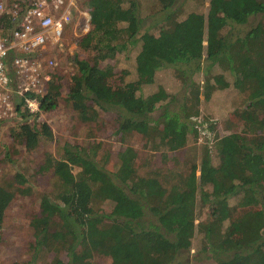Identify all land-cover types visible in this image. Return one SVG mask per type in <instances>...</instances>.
Instances as JSON below:
<instances>
[{"label":"trees","instance_id":"16d2710c","mask_svg":"<svg viewBox=\"0 0 264 264\" xmlns=\"http://www.w3.org/2000/svg\"><path fill=\"white\" fill-rule=\"evenodd\" d=\"M157 1L168 16L157 34L144 30L138 0L89 1L90 29L76 39L77 47L104 58L139 44L136 77L114 88L97 59L77 54L69 57L76 71L66 100L84 122H98L99 111H112L117 139L140 135L145 149L139 156L125 146L115 171L99 158L100 152L104 160L110 154L99 141H65L57 154L45 151L41 169L54 175L56 189L40 197L23 264H36L43 253L51 254L48 264H93L94 254L110 257L108 264H264V0H207L205 12L183 18L177 17L179 0ZM251 17L258 20L244 34L233 32ZM2 26L11 27L8 14L0 17ZM202 59L207 66L199 84L193 76ZM166 67L179 80L177 91L162 84L152 88ZM213 67L218 72L207 76ZM52 75L39 98L43 111L54 108L63 93L58 71ZM215 92L243 97L242 109L234 110L242 123L223 117L222 135L212 113L201 109ZM201 133L206 145H200L197 163L188 143L196 144ZM12 135L27 151L54 137L46 122L26 120ZM25 181L15 172L8 184L0 183V224L15 195L26 192ZM230 198H236L232 208L248 211L225 224ZM106 202L110 209L101 207ZM201 208H207L205 218ZM196 232L200 246L191 259L182 257Z\"/></svg>","mask_w":264,"mask_h":264},{"label":"rangeland","instance_id":"374dc122","mask_svg":"<svg viewBox=\"0 0 264 264\" xmlns=\"http://www.w3.org/2000/svg\"><path fill=\"white\" fill-rule=\"evenodd\" d=\"M90 0H80V3L84 6L89 5ZM139 1V14L143 18L144 30H150L157 34L161 26H165L167 23V11L162 10L157 0H138ZM81 6V5H80ZM207 6V0H179L177 17L183 18L190 12H205ZM258 18L251 17L246 24L235 25L233 28L234 33L244 34L252 25L257 22ZM72 39V37H71ZM71 39L67 41L65 46V52L58 59V66L55 72L58 71L59 77L57 82L62 85V95L58 98L57 105L48 110H41L35 116H28L27 119L18 117L12 122L0 123V183L8 184L15 172H20L25 177L24 186L27 187L25 193H17L12 202L5 210L3 220L0 224V264H12L14 262L23 264L29 258V243L32 241L30 226V220L39 212V202L42 194H49L53 196L56 187V180L54 175L49 170H42L41 165L45 158V151H51L53 154L60 152L59 145L65 141L71 143L86 144L88 141H99L110 154L108 159L104 160L100 152L99 158L103 160L104 166L111 171H115L119 166L118 153L123 150L127 145H131L135 150L144 152L143 144L145 140L140 135H133L125 142H121L117 139V135L114 132L117 128L116 115L112 111H99L100 118L98 122H84L81 121L77 113L72 108L70 102L66 100L65 94L67 92L68 84L70 83V75L76 71L75 63L69 59L74 55H80L81 57L90 60L91 62L98 63L102 68L104 74H106V82L116 88L128 81L134 80L136 77V70L134 67L135 56L139 49V44L134 46L133 49L129 48L126 53L115 52L104 58H99L90 50L79 49L78 42L71 43ZM201 71L197 72L193 76V80L196 83L201 84L204 78V71L207 66V61L202 59ZM217 67H213L208 72L207 76H212L218 72ZM156 84H162L167 89L174 91L178 90L180 86L179 80L175 77L174 71L170 67L161 69L156 74ZM151 88V89H152ZM182 90L178 92L181 96ZM234 93L215 92L212 98L201 107L205 114L212 113L211 119L217 123L216 130L222 135L226 131L223 127V117L230 115L233 122L240 125V114L235 113V109H242V98L237 97L241 102L239 103ZM181 99V97L179 98ZM244 106V105H243ZM24 111V110H23ZM25 112V111H24ZM197 116H193V118ZM27 121L30 125L38 122H46L53 130L54 137L40 147L32 151H27L24 145L13 138L12 131L18 127L24 121ZM195 122L196 120L193 119ZM222 121V122H221ZM96 124L98 126L95 128ZM235 124V123H234ZM197 130L202 127L199 123H195ZM208 137H211L214 132L209 131L207 125L204 127ZM240 127L237 128L239 130ZM215 130V131H216ZM203 132V133H204ZM203 133L198 138V141L192 143L189 141L188 145L195 147L193 152L196 155L197 163H199V147L200 145H206V141L203 139ZM192 139V138H191ZM143 155V154H142ZM10 156V158H9ZM12 159V160H11ZM162 174L167 171L166 167H161ZM77 167L74 168L76 172ZM236 198H230L228 200L230 207L235 203ZM104 209H110V203L106 202L101 205ZM250 208V207H248ZM247 212V207H237L236 209L231 207L229 210V219L225 222L236 219L243 212ZM207 208H201L200 218H205ZM199 213V212H198ZM202 214V215H201ZM197 222V220H196ZM264 237V233H263ZM201 234L196 232L192 237V248L189 251H183L182 257L191 259L194 251L200 246ZM51 255V254H49ZM43 253L40 255L36 264H48L46 259L49 260L50 256ZM197 256L203 257V253H196ZM110 257L94 254L92 257L93 264H108Z\"/></svg>","mask_w":264,"mask_h":264},{"label":"built area","instance_id":"2783aa9c","mask_svg":"<svg viewBox=\"0 0 264 264\" xmlns=\"http://www.w3.org/2000/svg\"><path fill=\"white\" fill-rule=\"evenodd\" d=\"M23 1L22 6L19 1L8 4L0 0V17L8 14L11 19L7 33H0L2 124L13 122L17 116L21 119L23 110L30 116L40 113L39 98L67 41L72 37L71 43H76L90 29V11L80 0Z\"/></svg>","mask_w":264,"mask_h":264},{"label":"crops","instance_id":"0c3cea01","mask_svg":"<svg viewBox=\"0 0 264 264\" xmlns=\"http://www.w3.org/2000/svg\"><path fill=\"white\" fill-rule=\"evenodd\" d=\"M2 1H4V2H6V3H8V4H9V3H12L13 1H19V2L21 3L22 6L25 4V2H24L23 0H2ZM1 28H2L3 30L6 29L5 32H0V33H2V34L7 33L8 29H10V28H8L7 26H2ZM59 57H61V55H60Z\"/></svg>","mask_w":264,"mask_h":264}]
</instances>
